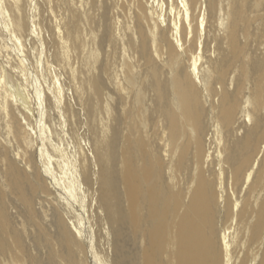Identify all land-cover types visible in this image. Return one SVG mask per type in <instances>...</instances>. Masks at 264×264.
<instances>
[{"label":"bare ground","instance_id":"bare-ground-1","mask_svg":"<svg viewBox=\"0 0 264 264\" xmlns=\"http://www.w3.org/2000/svg\"><path fill=\"white\" fill-rule=\"evenodd\" d=\"M0 173V264H264V0H0Z\"/></svg>","mask_w":264,"mask_h":264},{"label":"rangeland","instance_id":"rangeland-1","mask_svg":"<svg viewBox=\"0 0 264 264\" xmlns=\"http://www.w3.org/2000/svg\"><path fill=\"white\" fill-rule=\"evenodd\" d=\"M4 179L2 178V175H1V173H0V182H1V185H3V188L6 186L5 185V182L3 181ZM3 181V182H2ZM3 183V184H2ZM5 190H8V188L6 187V188H4ZM15 205H16V203H14ZM14 204H11L10 205V208H11V213L13 214V215H17V211H16V208L14 207ZM12 209H13V211H12Z\"/></svg>","mask_w":264,"mask_h":264}]
</instances>
